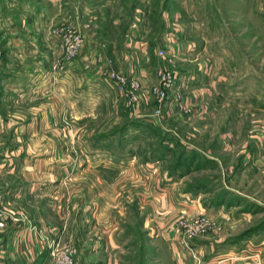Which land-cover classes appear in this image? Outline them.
<instances>
[{"label": "rangeland", "instance_id": "obj_1", "mask_svg": "<svg viewBox=\"0 0 264 264\" xmlns=\"http://www.w3.org/2000/svg\"><path fill=\"white\" fill-rule=\"evenodd\" d=\"M106 67L138 81L133 107ZM48 156L51 239L80 264L191 260L175 237L201 211L161 205L181 196L212 221L190 241L202 262L256 264L242 249L264 238L245 234L264 221V0H0V161L15 165L0 179L26 183L28 207L25 162Z\"/></svg>", "mask_w": 264, "mask_h": 264}, {"label": "crops", "instance_id": "obj_2", "mask_svg": "<svg viewBox=\"0 0 264 264\" xmlns=\"http://www.w3.org/2000/svg\"><path fill=\"white\" fill-rule=\"evenodd\" d=\"M28 86L29 84H27V87ZM45 112L44 115H50L49 111ZM43 147L47 149L45 145H43ZM53 161H55L54 157L48 156V159L44 157L36 159L34 162H25V168L31 167L32 169L30 171L32 175H29V178L26 179L29 185L28 192L33 193L34 196L32 197L33 202L29 207L25 205L27 203V201H23L26 200L24 199L25 194L21 192L26 183H13L11 182V176H8L6 180L5 178L2 180L0 179V201L5 205L13 206L25 217L24 220L20 219L19 224L10 223L6 229L0 231V264H37L38 260L41 259L39 258V255L44 250H47V244L49 240H51V231H53L54 225L48 219L50 210L47 209L48 199L46 201V196L49 195V193L46 192V189L51 185L54 187L55 185L58 186V183L61 185V181L58 182V179H55L53 183H50V169L54 168ZM14 169V164L10 162L3 163L0 161V174H12ZM163 194H165V192H161L159 197L163 198ZM48 202L50 204L51 200ZM196 203L197 201L195 199H191L188 196H181V198L175 197L174 201L171 203L164 199L162 200L161 205H163L165 209H169L170 207L176 209L171 210L173 214L166 217L172 218L175 214L178 215V212L186 213L190 211H202L200 205H197ZM31 209L34 210L31 211ZM26 210L28 211L27 213ZM255 239L257 238L255 237ZM178 245L185 249L182 245ZM250 247L252 249H250ZM177 250L178 251L175 252V264H195L193 259H188L186 252H183L181 249ZM242 251H244L246 255H253L251 253L259 254L260 261L264 264V238L260 239L255 244L251 241H247V244L243 247ZM232 255L239 254H236L235 251H227L207 260V262L204 261L203 264L215 263L219 259ZM250 259L254 260V257ZM237 260H225L223 264L242 263V261Z\"/></svg>", "mask_w": 264, "mask_h": 264}, {"label": "built area", "instance_id": "obj_3", "mask_svg": "<svg viewBox=\"0 0 264 264\" xmlns=\"http://www.w3.org/2000/svg\"><path fill=\"white\" fill-rule=\"evenodd\" d=\"M82 46V40L79 36H71L66 39V48L70 54L75 53ZM108 70L106 73L100 72V76L103 74L105 79H108L113 86H116L119 90H122L128 97L129 102L132 107L137 102V95L134 93L133 89L138 87V81L131 79L127 81V78L124 75L115 73L113 70H110L109 67H106ZM171 83L169 77L164 79V88L170 87ZM161 97L164 95L162 91L160 93ZM176 106H173L174 108ZM177 109V108H176ZM188 112L189 108L182 105L181 110ZM179 110V109H178ZM23 218H22V217ZM20 219H25L24 215L20 213L16 208L11 205H5L0 201V231L7 228L8 224L15 223L19 224ZM212 221L209 216L206 215L203 211L198 212L193 215H187L182 220L179 221V226L181 231L176 235V241L178 244L182 245L187 251H189L195 264H203L199 259V256L196 255L197 250H194L190 246V241L196 239L197 236L204 233L211 226ZM251 258L254 257V262L256 264H263L260 261V256L257 253H251ZM240 259L239 255H232L229 257H224L219 259L215 263L208 264H223L225 260L235 261ZM47 261L49 264H80L77 261V249L66 242L61 241L59 238L49 240L47 244Z\"/></svg>", "mask_w": 264, "mask_h": 264}, {"label": "trees", "instance_id": "obj_4", "mask_svg": "<svg viewBox=\"0 0 264 264\" xmlns=\"http://www.w3.org/2000/svg\"><path fill=\"white\" fill-rule=\"evenodd\" d=\"M124 136V135H123ZM223 200V199H222ZM263 227V228H262ZM257 228H262L264 229V221H261L260 223H258L257 225H255L254 227H250L246 232L245 234H248V233H251V232H256L257 231ZM47 257V250H44L40 255H39V258H45Z\"/></svg>", "mask_w": 264, "mask_h": 264}]
</instances>
